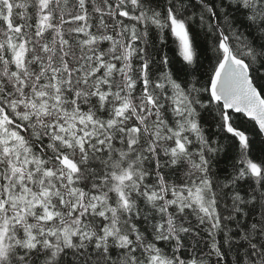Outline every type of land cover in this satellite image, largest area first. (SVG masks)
<instances>
[{
	"label": "snow or ice",
	"instance_id": "obj_1",
	"mask_svg": "<svg viewBox=\"0 0 264 264\" xmlns=\"http://www.w3.org/2000/svg\"><path fill=\"white\" fill-rule=\"evenodd\" d=\"M0 264H264V0H0Z\"/></svg>",
	"mask_w": 264,
	"mask_h": 264
}]
</instances>
